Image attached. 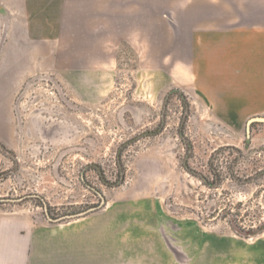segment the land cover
<instances>
[{"label": "rangeland", "instance_id": "1", "mask_svg": "<svg viewBox=\"0 0 264 264\" xmlns=\"http://www.w3.org/2000/svg\"><path fill=\"white\" fill-rule=\"evenodd\" d=\"M180 43L29 47L0 79V221L76 240L77 264H264V122L206 113Z\"/></svg>", "mask_w": 264, "mask_h": 264}, {"label": "crops", "instance_id": "2", "mask_svg": "<svg viewBox=\"0 0 264 264\" xmlns=\"http://www.w3.org/2000/svg\"><path fill=\"white\" fill-rule=\"evenodd\" d=\"M123 41L155 54L181 42L197 55L199 105L229 129L264 117V0H0V79L7 83L29 62L31 46L46 61L115 53ZM29 225L0 221V264H77L76 240L37 238Z\"/></svg>", "mask_w": 264, "mask_h": 264}, {"label": "water", "instance_id": "3", "mask_svg": "<svg viewBox=\"0 0 264 264\" xmlns=\"http://www.w3.org/2000/svg\"><path fill=\"white\" fill-rule=\"evenodd\" d=\"M257 121L264 122V118H257Z\"/></svg>", "mask_w": 264, "mask_h": 264}]
</instances>
